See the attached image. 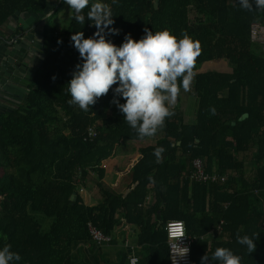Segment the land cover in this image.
I'll return each instance as SVG.
<instances>
[{"label":"trees","instance_id":"trees-1","mask_svg":"<svg viewBox=\"0 0 264 264\" xmlns=\"http://www.w3.org/2000/svg\"><path fill=\"white\" fill-rule=\"evenodd\" d=\"M102 2L111 7V27L119 29L106 38L117 46L128 34L139 41L146 28L200 42L192 84L195 123L185 124L183 112L170 107L174 114L164 126L141 139L113 103L112 89L86 112L70 104L66 85L83 63L71 36L82 31L89 38L97 29L87 21L88 8L82 13L85 23H77L73 12L62 34L54 32L52 16L45 29L46 60L29 87L28 102L0 116V249L10 246L21 256L18 264H74L73 245L91 240L89 224L109 237L121 224L119 213L145 208L153 194L152 203L130 218L142 227L140 244L149 245L141 256L144 264H170L165 228L171 221L184 222L188 235L198 237L192 264H201L206 254L213 264L210 257L218 247L240 256L241 264H264V202L258 200H264V54L255 51L251 39L252 25H264V10L248 11L238 0ZM47 6V0H0V29L16 12L40 15ZM221 60L231 66L228 73L196 74L205 63ZM90 128L98 132L95 140L87 139ZM153 139L155 145L137 148L130 172L136 187L128 196L102 188L101 203L84 204L78 195L82 183L91 175L97 182H127V146ZM158 147L165 149L160 162L154 155ZM251 149L257 169L249 182L238 156ZM117 157L126 158L119 164ZM196 159L210 174L237 175L225 185L183 178L186 162ZM253 191L259 192L257 199ZM38 215L52 219L49 231H43ZM222 221V241L201 240ZM237 234L257 240L256 251L250 255ZM120 264H127V257Z\"/></svg>","mask_w":264,"mask_h":264},{"label":"clouds","instance_id":"clouds-1","mask_svg":"<svg viewBox=\"0 0 264 264\" xmlns=\"http://www.w3.org/2000/svg\"><path fill=\"white\" fill-rule=\"evenodd\" d=\"M63 2L70 7V13H75V21L81 24L86 20L83 10L88 8L87 21L97 29L89 38H85L82 31L71 36L72 46L83 63L76 65L66 85L71 95L69 103L86 112L112 89L113 103L123 114L124 121L141 139L154 136L164 126L166 118L174 114L170 106L177 103L181 88L184 92L190 91L195 62L201 55L200 42L193 41L187 34L177 38L168 30L153 32L146 28L139 41L128 34L117 46L106 38V34H119V29L111 27L115 20L109 4L102 0ZM238 3L248 11L264 10V0H238ZM164 151L163 147L155 149L157 162ZM237 242L246 246L250 255L257 249V240L247 235L237 234ZM210 258L213 264L217 261L219 264H241L240 256L223 247H218ZM20 260L21 256L10 251V246L0 249V264H18ZM208 261V254L201 258V264H208Z\"/></svg>","mask_w":264,"mask_h":264},{"label":"crops","instance_id":"crops-1","mask_svg":"<svg viewBox=\"0 0 264 264\" xmlns=\"http://www.w3.org/2000/svg\"><path fill=\"white\" fill-rule=\"evenodd\" d=\"M254 49L260 54H264L263 48L260 44L254 43ZM204 65L205 66L203 68H200V70L198 69L197 71H195L196 74L216 72V71L222 73H228L231 69V66L225 60L207 62ZM194 77H195V73H194ZM170 107L178 108L183 112V118L185 124L187 125L194 124L196 118V110H197V98L196 96L193 95V85L191 86L190 91L188 92H184L183 90H180L177 103L175 105H171ZM97 137H98V132H97ZM133 145H136V147H134ZM152 145H155L154 139L149 141L148 143L129 144L127 146V158L125 157L127 159V182H107V181L97 182L98 181L97 175H91L89 181L82 183V185H80L78 189V195L81 197L84 204L89 207H95L99 203H101L102 188H105L112 192L115 191L120 194H125V196H128L132 192V189L136 187V185L135 186L132 185L131 187L132 180H131L130 172L132 170L131 167L139 157V153H138L139 149L137 148H142V147L145 148ZM178 145H180V143ZM254 152L255 150L251 149L249 152L242 153L238 156L239 162L244 163L245 175L249 182H252L256 176L257 163H256V159L254 158V154H255ZM125 158L117 157L115 159V162L121 164V162L125 161ZM204 168L206 173L209 175L219 174L216 172H213L211 174L208 173L206 170L205 162H204ZM192 174H193V162L192 163L186 162L183 178L185 177L187 179H191ZM236 175L237 173L233 171L226 174L225 175L227 177L226 180L223 183H220V185H225L227 182H229L230 177H235ZM231 192H234V190H232ZM252 194L257 199L259 192L253 191ZM153 200H154L153 194H151V196L147 200L146 207L144 208V206L142 207V205H140L141 207L138 209L139 210L146 209L147 205H150ZM258 200L264 202V200L261 199ZM138 209L132 208L127 213L124 214L119 213L117 218L121 220V224H119L116 227L113 234L109 236L110 241L100 245V244H96L91 239L86 242L83 241L74 244L72 248V253L75 261L74 264H120V261L123 257H127V264H130V259L132 257H137L139 259L138 264H144L143 261L141 260V256L145 254L146 248H148L149 245L140 244L139 241H140V235L142 233V227L136 223H132L133 220L130 219V218L132 219L134 218L133 215L135 214V211H137ZM223 223L224 221H222L219 226H217L214 230H212L210 236L203 237L201 238V240L202 241L210 240V243L216 241H222L223 240L222 234L224 233L222 232L221 225ZM154 258L155 256L152 257V259Z\"/></svg>","mask_w":264,"mask_h":264},{"label":"water","instance_id":"water-1","mask_svg":"<svg viewBox=\"0 0 264 264\" xmlns=\"http://www.w3.org/2000/svg\"><path fill=\"white\" fill-rule=\"evenodd\" d=\"M47 2L43 14L16 12L0 29V116L14 112L28 102L29 87L45 63L47 20L60 7L58 0ZM76 197L74 194L72 200Z\"/></svg>","mask_w":264,"mask_h":264},{"label":"built area","instance_id":"built-area-1","mask_svg":"<svg viewBox=\"0 0 264 264\" xmlns=\"http://www.w3.org/2000/svg\"><path fill=\"white\" fill-rule=\"evenodd\" d=\"M65 4L63 0H58V5ZM251 39L253 43L260 44L264 51V25L253 24L251 27ZM97 137V131L95 128H90L87 133V139L93 140ZM226 176L215 174L209 175L204 168V162L201 159L193 161V174L191 180L196 183H215L220 184L226 180ZM88 230L92 241L96 244H103L110 241L103 232L97 229L92 224L88 225ZM165 231L168 237V250L170 257V264H192V251L194 244L197 242V237H191L187 233L186 225L181 221H171L167 224ZM187 247V248H183ZM188 251V253H187ZM187 253V254H186ZM186 254V255H185ZM185 255V256H184ZM139 259L132 257L130 264H138Z\"/></svg>","mask_w":264,"mask_h":264},{"label":"rangeland","instance_id":"rangeland-1","mask_svg":"<svg viewBox=\"0 0 264 264\" xmlns=\"http://www.w3.org/2000/svg\"><path fill=\"white\" fill-rule=\"evenodd\" d=\"M73 16V12L70 13V7L66 4H63L59 7V10L53 15L52 22H56L54 32L56 34H62L64 33L68 26L71 23V18ZM205 65H203L200 68H203ZM200 70V69H199ZM193 84V81L191 83V86ZM191 88V87H190ZM38 219L40 220L41 224L43 225V231L47 232L50 230L52 219H48L42 215H38Z\"/></svg>","mask_w":264,"mask_h":264}]
</instances>
